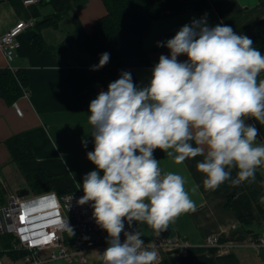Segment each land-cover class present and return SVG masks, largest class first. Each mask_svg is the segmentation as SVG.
<instances>
[{"label":"clouds","instance_id":"clouds-1","mask_svg":"<svg viewBox=\"0 0 264 264\" xmlns=\"http://www.w3.org/2000/svg\"><path fill=\"white\" fill-rule=\"evenodd\" d=\"M254 44L229 25L209 26L205 14L157 42L168 54L159 56L146 85L122 70L90 101L93 149L86 157L95 170L77 182L78 204H88L107 233L102 264H156L158 252L133 225L159 236L181 213L196 211L200 185L190 173L165 170L157 149L177 165L202 157L195 167L205 190L255 182L264 168V142L256 143V123L264 125V53ZM109 61L103 52L91 70ZM62 226L75 235L68 220Z\"/></svg>","mask_w":264,"mask_h":264},{"label":"crops","instance_id":"crops-1","mask_svg":"<svg viewBox=\"0 0 264 264\" xmlns=\"http://www.w3.org/2000/svg\"><path fill=\"white\" fill-rule=\"evenodd\" d=\"M165 12L153 20L148 35L143 41L146 58L133 68L140 85H146L152 66L161 54H168L157 42L175 35L179 28L193 19L205 16L209 26L226 24L253 40L252 31L256 23L264 20V0H164ZM48 3L25 4L24 0H0V37L19 21H42L53 13ZM73 14L59 22V28L46 27L41 35L46 44L56 47L74 33L72 46L58 54L39 53L32 45L33 29H27L19 36L20 48L13 66L25 69L29 77V91L16 103L22 110L17 115L13 104L0 99V177L4 192L14 193L28 188L25 174L42 170L51 177L52 192L68 193L79 189L83 176L95 170L86 153L93 147L88 122V106L104 87L93 86L88 70L98 64L95 48L90 38L94 24L107 10L103 0H77L73 2ZM180 60L187 57L181 56ZM7 67L0 50V69ZM256 123L255 121H248ZM259 134L256 143L264 142V125L256 123ZM23 134L28 139L34 158L14 162L7 141ZM87 139V147L82 140ZM156 157V156H155ZM165 170L190 173L192 182L200 185L193 196L197 208L194 212L181 213L168 230L159 236L146 224H134L140 231L146 245L155 243L158 237H179L189 240L193 246L188 255L175 251L164 253L156 264H264V251L257 253L251 246L252 235L264 233V168L258 169L254 183L232 186L230 182L220 185L215 191L205 190L203 176L196 170V157L182 165L171 158H158ZM236 172L233 170L232 176ZM190 186V185H189ZM82 190V189H81ZM253 216L250 225L242 224L240 218ZM126 230H131L127 228ZM208 236L218 237L221 243L233 244L228 253L221 254L212 247L203 246ZM99 252L89 254L86 262L50 261L42 264H102ZM9 262L8 256L3 257Z\"/></svg>","mask_w":264,"mask_h":264},{"label":"trees","instance_id":"trees-1","mask_svg":"<svg viewBox=\"0 0 264 264\" xmlns=\"http://www.w3.org/2000/svg\"><path fill=\"white\" fill-rule=\"evenodd\" d=\"M77 0H40L38 3H48L53 7V13L42 21L36 22L31 29L35 31L32 45L39 53L58 54L68 50L76 39L74 33L67 36L59 46L53 47L45 43L41 32L46 27L59 28V22L65 16L73 14V2ZM107 13L93 26L90 33L95 48V57L99 62L100 54L110 53L109 63L97 70H88V77L93 86L104 87L107 90L109 82L116 80L122 70L132 73L134 82L138 81L133 68L146 58L143 41L148 35L150 24L165 12L164 0H103ZM254 46L264 53V20L256 23L252 31ZM29 91V77L25 69H0V99L12 105ZM7 146L14 162L19 163L31 160L34 151L23 134L15 135L7 141ZM93 147L90 149V151ZM155 156L165 157V153L157 149ZM25 180L32 194L40 195L52 192L53 181L42 170L31 171L25 174ZM6 202L5 192L0 187V206ZM242 224L250 225L254 222L253 216L240 218ZM15 237L9 234L0 235V255L9 256L13 260L21 259L26 252L14 250Z\"/></svg>","mask_w":264,"mask_h":264},{"label":"built area","instance_id":"built-area-1","mask_svg":"<svg viewBox=\"0 0 264 264\" xmlns=\"http://www.w3.org/2000/svg\"><path fill=\"white\" fill-rule=\"evenodd\" d=\"M40 0H24L25 4H37ZM34 20L19 21L0 37V50L6 60L7 67L12 71L18 49L19 36L35 26ZM25 92L24 96H27ZM17 115L22 110L16 102L13 103ZM0 185L4 181L0 177ZM83 195L81 189L58 194H30L19 197L16 192L8 193L6 202L0 206V235L15 237L14 250L26 252L19 260L10 258L5 261L0 255V264H42L50 261L74 262L79 259L86 262L89 254L102 252L106 247L107 233L102 230L92 218V209L88 204L79 205L78 200ZM23 217V219H21ZM69 221L75 235L66 231L62 222ZM252 235L250 246L257 252L264 251V233ZM123 239V236L121 237ZM146 245V244H145ZM158 252L159 261L164 253L175 251L188 255L193 244L179 237H158L154 244L146 245ZM203 246L212 247L224 254L230 252L233 244L221 243L218 237L208 236ZM7 256V255H6Z\"/></svg>","mask_w":264,"mask_h":264},{"label":"water","instance_id":"water-1","mask_svg":"<svg viewBox=\"0 0 264 264\" xmlns=\"http://www.w3.org/2000/svg\"><path fill=\"white\" fill-rule=\"evenodd\" d=\"M29 194H30V190H29V188H24V189H21V190L17 191V195H18L19 197H26V196H28Z\"/></svg>","mask_w":264,"mask_h":264},{"label":"rangeland","instance_id":"rangeland-1","mask_svg":"<svg viewBox=\"0 0 264 264\" xmlns=\"http://www.w3.org/2000/svg\"><path fill=\"white\" fill-rule=\"evenodd\" d=\"M5 196L7 197L8 196V193L5 191Z\"/></svg>","mask_w":264,"mask_h":264},{"label":"snow or ice","instance_id":"snow-or-ice-1","mask_svg":"<svg viewBox=\"0 0 264 264\" xmlns=\"http://www.w3.org/2000/svg\"><path fill=\"white\" fill-rule=\"evenodd\" d=\"M21 219H23V217H21Z\"/></svg>","mask_w":264,"mask_h":264}]
</instances>
